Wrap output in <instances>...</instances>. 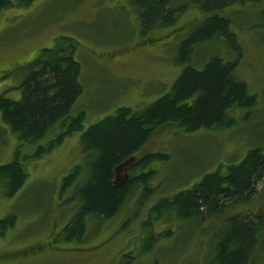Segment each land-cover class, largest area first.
Returning <instances> with one entry per match:
<instances>
[{
	"label": "rangeland",
	"instance_id": "1",
	"mask_svg": "<svg viewBox=\"0 0 264 264\" xmlns=\"http://www.w3.org/2000/svg\"><path fill=\"white\" fill-rule=\"evenodd\" d=\"M13 1L0 13V94L20 98L18 86L39 50L53 46L58 36L74 37L79 42L74 55L82 66L83 92L69 115L83 110L85 120L82 130L72 131L56 148L30 157L38 145L62 131L61 122L30 143L22 141L0 114V164L13 160L21 145L20 161L29 172L24 185L10 196L0 178V219L8 213L16 219L0 234V264H210L231 216H264L263 178L251 200L230 203L223 213L185 220L168 211L152 226H142L159 199L190 187L221 163L240 161L251 147H264V0L236 2L221 10L233 18L240 48L218 36L197 45L193 58L199 68L215 53L238 59L235 75L247 82L257 103L233 107L231 126L193 131L177 124L157 127L134 152L136 157L156 151L170 154L149 166L158 170L151 180L155 191L144 199L136 190L112 219L90 216L83 241L65 240L62 230L79 203L76 186L62 190L63 177L76 164L86 167L76 184L88 174L91 151L82 145V132L118 107L143 109L169 91L184 67L176 61L180 42L211 12L189 0H173L175 7L188 3L175 22L145 31L132 0H34L29 5ZM118 168V180L141 170ZM151 227L155 232L171 228L173 233L160 236L144 251ZM252 255L249 264H264V234Z\"/></svg>",
	"mask_w": 264,
	"mask_h": 264
},
{
	"label": "trees",
	"instance_id": "2",
	"mask_svg": "<svg viewBox=\"0 0 264 264\" xmlns=\"http://www.w3.org/2000/svg\"><path fill=\"white\" fill-rule=\"evenodd\" d=\"M33 1L19 0V4L29 5ZM172 1L132 0L143 30L175 22L178 13L187 8L188 3L175 7ZM261 1L189 0L211 13L180 42L176 61L184 64V67L170 90L143 109L118 107L113 114L103 117L82 132V145L91 151L87 162L88 174L76 184L82 176V168H86L76 164L63 177L62 190L76 186L79 200L76 212L62 228L65 240L83 241L88 232L90 216L103 220L114 218L124 204L133 199L131 196L136 194V190L142 192L144 199L152 195L155 187L151 180L158 170L149 166L155 160H165L169 153L148 152L137 161L126 164L127 167H124L129 171L141 170L125 181L117 179V168L130 160L157 127L177 124L187 131H193L202 127L231 126L235 122L230 112L233 107H252L257 103V95L249 91L247 82L235 75L238 59H225L215 53L199 68L193 63V58L197 45L218 36L229 40L234 48H240L232 28L233 18L221 10L236 2ZM13 4V0H0V13ZM262 24L264 27V7ZM78 43L74 37H56L53 46L41 48L30 62L29 72L18 86L21 97L13 98L5 92L0 94L1 117L22 141L34 143L61 122L62 131L47 143L38 145L29 154L30 157L44 155L56 148L72 131L84 127L83 110L74 116L69 115L83 92L80 79L82 66L74 55ZM20 154L21 145L16 148L13 160L0 164V178L5 181L8 196L16 193L29 175L20 161ZM263 178L264 147L258 145L251 147L240 161L225 166L221 163L190 187L153 203L146 220H143V229L152 226L154 220L160 221L168 211L185 220L196 217L204 219L208 215L223 213L230 203L251 200ZM15 222L13 213L6 214L0 219V234L14 226ZM227 225L217 241L210 264H249L250 257L258 247L259 236L264 234V216L250 219V214L239 213L231 216ZM155 231L151 227L146 234L147 246L144 251L160 236L173 233L171 228Z\"/></svg>",
	"mask_w": 264,
	"mask_h": 264
},
{
	"label": "water",
	"instance_id": "3",
	"mask_svg": "<svg viewBox=\"0 0 264 264\" xmlns=\"http://www.w3.org/2000/svg\"><path fill=\"white\" fill-rule=\"evenodd\" d=\"M132 158H133V159H132ZM138 158H139V157H136V156L133 154L132 157L130 158V159H132V160H128V161L124 162V163H123L124 165L121 164V165L119 166L118 170H122L126 164H128V163H130V162H133L134 159H135V161H137ZM135 161H134V162H135ZM128 178H129V176L126 175V178L123 179V180L125 181V180H127Z\"/></svg>",
	"mask_w": 264,
	"mask_h": 264
},
{
	"label": "flooded vegetation",
	"instance_id": "4",
	"mask_svg": "<svg viewBox=\"0 0 264 264\" xmlns=\"http://www.w3.org/2000/svg\"><path fill=\"white\" fill-rule=\"evenodd\" d=\"M127 170V169H126ZM140 171V170H139ZM124 172V171H123ZM128 175V174H127ZM129 176V175H128ZM124 254H127V253H124Z\"/></svg>",
	"mask_w": 264,
	"mask_h": 264
},
{
	"label": "bare ground",
	"instance_id": "5",
	"mask_svg": "<svg viewBox=\"0 0 264 264\" xmlns=\"http://www.w3.org/2000/svg\"><path fill=\"white\" fill-rule=\"evenodd\" d=\"M129 119V118H128ZM126 135V134H125ZM100 153V152H99ZM236 195V194H235ZM156 208V207H155ZM226 221V220H225Z\"/></svg>",
	"mask_w": 264,
	"mask_h": 264
}]
</instances>
